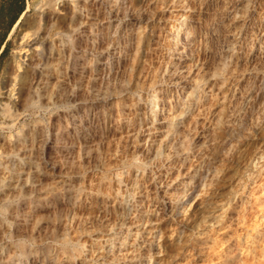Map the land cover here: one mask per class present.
I'll use <instances>...</instances> for the list:
<instances>
[{"label": "bare ground", "instance_id": "1", "mask_svg": "<svg viewBox=\"0 0 264 264\" xmlns=\"http://www.w3.org/2000/svg\"><path fill=\"white\" fill-rule=\"evenodd\" d=\"M142 1L144 0H140ZM215 1H213L214 4ZM195 2H198L199 8H204L209 0H166V5L186 10L194 7ZM28 6L32 7L29 17L27 16ZM28 6L23 8L15 20L16 22L26 16L29 18H26L27 21L19 32L18 48L16 47L14 55L3 63L0 72V264H264V228H260L257 241L256 238L254 239L256 242L251 249L254 256L252 255L251 258H247L240 251L242 248L240 249L230 231L232 221L237 216V201L232 202L227 211L220 245L215 239V234L208 232L209 230H203L199 232L202 233L200 236L195 237L192 244L184 243L175 253L170 254L171 258L163 262L164 249H160L161 247L158 249V243H156L160 237L159 222L162 220L164 222L167 217L180 215L186 209L184 203L187 199L192 198L189 205L193 204L195 207L198 204L197 198L201 187L207 184L206 177L210 172L211 161L205 158V154L212 143L200 144L196 148L194 135L197 133L191 131L198 127L197 124L201 127L207 104H210L211 100L219 102V106L216 104L217 112L213 117L211 116L218 120L213 132L217 127H223L226 130L230 128L229 118L235 109L231 107V103L236 94L232 97L233 94L228 92V87L225 85L234 79L239 86L247 85L252 80L257 81L255 92L251 96L249 93L250 97L246 101L249 106L260 101L258 99L263 97L264 93V54L261 61L258 60V65L257 60L255 61L257 66L253 65L249 68L250 56L236 53L239 48L236 49V45L231 42L234 39L230 41L232 44L228 42L231 30L228 31L229 37L227 34H222L223 32L222 35L218 33L224 43H218L220 39L217 37L216 44L212 40L214 36L211 39L207 37L208 29L214 28L215 25H209L210 21L209 24L205 23L208 17L203 21L204 24L199 22L204 26L201 32L198 26L188 20L192 17L190 12L173 13L176 16L174 19L183 16L179 22L169 20L171 13L166 12L169 15H162L157 26L150 30L151 41L149 40L147 49L141 50L142 63L132 87L129 88L131 90L129 93L125 87V63L127 62L125 60L135 37L134 25L137 26L136 23L142 18V15L135 14V5L132 0H33ZM196 12L200 14V10ZM221 13L218 12V14ZM125 14L127 17L121 21ZM143 15L145 18L146 15ZM221 20H223L222 17ZM113 25H115L114 30H112ZM241 25L243 23H239V26ZM166 27L172 33V40L168 38L172 45L168 43V48L178 52L179 57L173 60L169 54V59L162 60L159 57L161 60L158 58L157 61H160L155 62L156 60H152V53L159 50L161 36L165 29L161 30ZM226 27L228 26H225L227 31ZM217 30L220 32V29ZM236 31L242 35L239 44L246 46L244 45L248 43L246 35L250 36L246 27L241 26ZM234 35L233 38L236 37ZM257 38L260 40L259 37ZM196 49H200V57L195 59V62L197 59L198 62L193 65L192 61L187 62L186 59L190 58L189 56ZM224 52L227 53L226 59H223ZM155 53L154 55L158 54ZM216 55L218 61H215ZM102 58L106 59V69L103 68L105 59L103 62ZM251 59L250 57L249 60ZM251 62L254 64V59ZM219 65L222 66L219 76L208 78L211 69ZM189 83L196 85L197 89L193 91L192 88L193 90L187 91V95L192 93V99L183 108L180 120L174 123L171 129L169 128V134L164 135L163 142L162 138L158 139V144L163 145L162 154L157 158L156 155L154 157L156 160L151 157L150 149L154 148L158 138L157 136L155 138V135L159 133L156 132L153 136L148 135L150 142L145 144L147 147L145 146L146 148L140 151L141 154H138L137 164L131 163L132 160L130 161L129 157L126 168L128 172L134 165L139 166L140 170L135 186L131 189V203L129 202L126 208L124 206L126 215L121 221L119 220L118 224L113 214L115 215L117 206L122 207V203L115 199L112 186L118 185L123 179H121V171L115 169L116 172L112 173L110 168L112 160H109V163L108 159H111L109 157L114 154L112 143L118 145L120 138L123 137L125 142L132 140L133 145L132 143L129 145L136 147L139 145L136 141L147 139L145 135L150 132L145 133L147 129L144 130V136H140V131L136 129L139 134H134L133 139L129 137L133 121L138 117L136 112L131 110V106L143 98L146 102H141L149 109L152 130L163 132L160 130L164 127L163 122L174 115L173 110L183 97L181 91ZM244 88L243 91H245ZM144 90L150 92L144 96ZM134 93L137 99L132 101ZM240 95L235 98H245ZM212 108L214 110V107ZM146 112L147 110H143V115L139 114L140 119L144 120ZM239 113L244 115L242 111ZM22 116H27V119L21 121ZM106 120H109L108 136L105 141L107 146L104 144L106 147L104 155L107 159L102 162L103 172L95 176L92 170L103 154L99 145L101 144V124ZM155 122L157 124H154ZM125 132L128 133L127 136H123ZM213 132H208V136L215 138ZM117 133L119 135H116ZM236 134L238 136V133ZM199 139L197 142L200 141ZM122 143L124 144L122 141L120 146ZM122 149L125 148L122 146L120 150ZM172 156L174 159L175 157L181 159V166L174 174L176 177L174 184L166 175L169 165L174 163L169 164ZM118 157H120L119 154ZM151 164L154 168L156 166V169L152 168ZM57 165H60L58 168L60 171H62L61 168H67L68 173H71L69 171L80 172L81 182L77 183L73 179L66 181L67 177L56 179ZM97 172L98 170L95 173ZM259 187L253 190V193L259 192L257 197H254V207L264 204V186L262 189ZM259 189L261 190L258 191ZM199 207L201 208L202 205ZM93 211L98 218V225L96 221L93 222L96 220L92 218ZM203 211L205 210L201 208L195 216L185 217L184 221L182 220L183 227L198 226L199 215ZM44 217L50 218L51 228L48 227L49 225L42 224L41 219ZM97 228L109 234L106 238L109 240V246L106 249L102 247L103 250L100 252V249L96 251L98 241L95 234L91 232L92 229ZM18 237L19 239L16 240L15 238ZM38 241H42V245ZM52 242L56 243L55 247H51Z\"/></svg>", "mask_w": 264, "mask_h": 264}, {"label": "rangeland", "instance_id": "2", "mask_svg": "<svg viewBox=\"0 0 264 264\" xmlns=\"http://www.w3.org/2000/svg\"><path fill=\"white\" fill-rule=\"evenodd\" d=\"M33 0H22L23 2V8L25 9ZM133 3H134V12H136L135 14H140L142 15V18L140 20H138V22L136 23V25H134V35L135 37H133V48L131 46L130 48V53L129 55L127 56V59L125 61H127L125 63V87L126 89H128L127 92L130 93L131 90H129V88L132 87L133 83H134V78L135 76L138 74L139 72V69H140V66H141V63H142V60L140 58V53L142 48H145L147 49V47L149 46L150 44V37L152 36L151 34V29H154L155 26H157V24L159 23V21L161 20V16L166 14V15H169L170 13V16L168 17L169 20H171L172 22H179V20H181L180 18H182L183 16H180L178 17L177 19H174L176 16V14H178L179 12H184V13H188L190 12L192 14V17L191 19H188L190 20V22H193L194 25L198 26V30H200L202 32V30L204 29V26L203 25H200L201 24H204V20L205 18L208 19V20H205V23L209 24V21H210V24L211 26L214 25V28L213 27H210L208 30V39L213 38L212 39L214 41V43L216 41H218V38L220 39L218 41V43H221L224 41L222 40L221 36L222 34H227V37H229V43L233 45H236V53L238 52V54H245V56L247 57H251L252 59H254V64L251 62L250 57L248 58V67L251 68V66L254 67L258 65V60L262 59L263 56L262 54H264V45H263V40L264 38V0H217V2L220 3V5L218 6V4H216L217 2L215 0H209V3L204 7V8H199V4H197L198 2H195V6L194 7H190L188 9L185 10V8L183 9H178V7L176 6H167L166 5V0H144L142 2H140V0H132ZM211 1V2H210ZM215 1V4L214 2ZM150 2V3H149ZM213 5H212V4ZM209 4H211V8L209 6ZM140 5L142 7H140ZM152 6V7H150ZM219 8H218V7ZM222 6V8H221ZM29 7V10L27 11V16L29 17L30 16V13L32 12V7L31 6H28ZM150 7V8H149ZM173 8V9H172ZM197 8V9H195ZM208 8V9H207ZM214 8L212 11L211 9ZM218 8V9H217ZM148 9V10H147ZM175 9V10H174ZM192 9V10H190ZM195 9V10H194ZM215 9H217V11L215 12ZM220 9V11H219ZM180 10V11H179ZM200 10V14L198 15V13L196 11ZM203 10V11H202ZM156 11V13H155ZM194 11V12H192ZM159 12V13H158ZM169 14H167V13ZM178 12V13H177ZM197 14H196V13ZM207 12V13H206ZM210 12V14H209ZM218 12H222L221 14H218ZM147 14L146 17L144 18V15L143 14ZM155 14V15H154ZM157 15V16H156ZM201 15V16H200ZM210 15V16H209ZM217 15V16H216ZM219 15V16H218ZM25 17L23 19H20L16 22H14V24L8 29V27H6V25L8 24H5L3 22L0 21V51L2 49L3 52L0 54V72H1V69L3 67V63H5L7 61V59L11 58L14 53L16 52L17 50V43L19 41V32L21 30V27L23 26V24L27 21L26 18L28 17ZM154 16V17H153ZM173 16V17H172ZM194 16V18H193ZM196 16V17H195ZM127 17V14H125L121 19V21H123L125 18ZM204 17V18H203ZM208 17V18H207ZM212 17V18H211ZM218 17V18H216ZM221 17L223 18V20H221ZM247 17V19H246ZM152 18V19H151ZM196 18V19H195ZM220 18V19H219ZM226 18V19H225ZM228 18V19H227ZM250 20H249V19ZM29 19V18H28ZM194 19V20H193ZM203 19V20H201ZM219 21H218V20ZM244 22H243V20ZM214 20V22H213ZM227 20V21H226ZM5 21V20H4ZM144 21V23H143ZM149 21V22H148ZM151 21H153L151 23ZM198 21V22H197ZM218 21V22H216ZM242 21V22H241ZM247 21V22H246ZM155 22V23H154ZM157 22V23H156ZM200 22V23H199ZM246 22V23H245ZM114 23H116V21H114ZM142 23V24H141ZM197 23V24H196ZM218 23V24H216ZM222 23V24H221ZM227 23V24H226ZM239 23H243V25L241 26H245L246 29H247V33L250 34V38L248 37V34L246 35L247 37V41L248 43H244V46L239 44V41H241L242 39V35L241 34H238V32L236 30H238V28H240L241 26H239ZM152 24V25H151ZM238 24V25H236ZM248 24V25H247ZM263 24V25H262ZM148 25V26H147ZM223 25V27H222ZM228 26L226 28H228V30L226 31L225 29V26ZM222 27V30H221V27ZM236 26V27H234ZM239 26V27H238ZM249 26V27H248ZM238 27V28H237ZM263 27V28H262ZM167 28V27H166ZM166 28H163L161 31H164V34L161 36V45L159 47V50L157 51H154L152 53V60L155 61V62H158L160 61L161 59L164 60H167L169 59L168 57L171 56L172 59L176 58V57H179L178 55V52H173V49L172 48H168V46L171 44L169 41L172 40V33L168 30H166ZM213 28V29H212ZM224 28V30H223ZM230 28V29H229ZM237 28V29H236ZM251 28V30L249 29ZM115 29V25H113V28L112 30ZM217 29H220V32L219 30ZM235 31H234V30ZM149 30V31H148ZM231 30V31H230ZM249 30V31H248ZM144 31V32H143ZM148 31V32H147ZM167 31V32H166ZM217 31V32H216ZM228 31L232 32L228 33ZM139 32V33H137ZM223 32V33H222ZM225 32V33H224ZM227 32V33H226ZM235 32L237 34H235ZM262 32V33H261ZM137 33V34H136ZM143 33V34H142ZM150 33V35H149ZM170 33V34H169ZM218 33H222L221 35L218 34ZM213 34V35H212ZM217 34V35H216ZM235 34V35H234ZM229 35V36H228ZM233 35L236 36L233 38ZM238 35V36H237ZM145 36V37H144ZM144 37V39H143ZM164 37V38H163ZM183 37V36H182ZM218 37V38H217ZM238 37V38H237ZM260 38V40H258V38ZM170 40H169V39ZM216 38V39H215ZM231 39H234L231 41ZM253 39V40H252ZM263 39V40H262ZM3 40V42L1 43V41ZM144 40V41H143ZM150 40V41H149ZM169 40V41H168ZM167 41V42H166ZM232 43H231V42ZM164 42V43H162ZM250 42V44H249ZM169 43V45H168ZM221 43V44H223ZM235 43V44H234ZM251 43H255V44H251ZM165 47H163L162 46ZM217 44V42H216ZM172 45V44H171ZM239 45V46H238ZM250 45V46H248ZM263 47H262V46ZM256 46V47H255ZM258 46V47H257ZM17 47V48H16ZM207 47V46H206ZM249 47V49H248ZM163 48V49H161ZM245 51H244V49ZM252 48V49H251ZM172 49V50H171ZM241 49V50H240ZM254 49V50H253ZM258 49V50H257ZM165 52H164V51ZM168 50V51H167ZM198 50V51H197ZM226 50V49H225ZM248 50V51H246ZM250 50V52H249ZM263 50V51H262ZM159 51V52H158ZM252 51V52H251ZM132 52V53H131ZM158 54H156V53ZM170 52V53H169ZM199 52H200V49H196V51L194 53L196 54H192L190 55L189 57L190 58H187L186 61L187 62H191L194 64H196L198 62V59L196 60L195 62V59L200 57L199 56ZM240 52V53H239ZM247 52V54H246ZM257 54H256V53ZM260 52V53H259ZM154 53L156 55H154ZM162 53V54H161ZM174 53V54H173ZM253 53V54H252ZM259 53V54H258ZM170 54V55H169ZM178 54V55H177ZM159 55V56H158ZM169 55V56H168ZM174 55V56H173ZM176 55V56H175ZM196 55V56H194ZM227 53L224 52V56L225 58L223 59H226V56ZM253 57H252V56ZM261 55V56H260ZM10 56V57H9ZM154 56V58H153ZM258 56V57H257ZM161 59H160V58ZM163 57V58H162ZM129 58V59H128ZM160 59L157 61V59ZM258 58V59H256ZM103 62H104V59L105 58H102ZM173 59V60H174ZM215 59V57H214ZM172 60V61H173ZM257 60V61H256ZM194 61V62H193ZM215 61H218V58H217V55H216V59ZM257 62V65L255 64ZM261 61V60H260ZM252 64H251V63ZM105 64H103V68L106 69L107 66H106V59H105ZM127 64V65H126ZM137 65V66H136ZM165 65V63H164ZM220 67V68H218ZM221 70H222V66L219 65L215 68H212L210 73H209V77L208 78H213V77H216V76H219V74L221 73ZM214 72V73H213ZM231 82V83H230ZM228 82L230 84L228 85H225L226 87H228V92L229 93H232V97L235 95L236 96H239V94H241L240 96H245V98H241L240 97L238 99H236L234 97L233 99V102L231 103V101H229L231 103V107H234L235 109L232 111L233 114H231L229 117V127L231 128H223V127H217L215 129V132H213L214 130V126H215V123L218 122L217 119H213V115L215 112V109L217 110V105L219 104V102H217L218 100H211L210 101V104L208 103L207 104V110L206 112L204 113V121L203 123H201V127H199V124L198 127L196 126L195 129H193V133H197L194 135V141L196 139V141L194 142V144H196V148L200 145V144H204V145H207L209 143H212L211 144V147H209V149L206 151V154H205V158L209 160L210 162V172L208 174V176L206 177V183L203 187H201L200 189V194H199V197L197 198V205L194 207L193 204H191V206L189 205L192 198L190 199H187L186 202L184 203L185 204V207L186 209H184L181 214L179 215H176L175 217H167L165 218L166 220H162V222L160 221L159 222V227H160V237L158 238V240L156 241V243H158V249H162V257H163V262H166L167 261V258H171L170 257V254H173L175 253L179 247H181L184 243H187V244H192L194 242V239L195 237L197 236H200L202 233H199L200 231H203V230H209L208 232H212V234L216 235L215 236V239L216 241H218V243L222 240L221 238V235L223 234L224 232V228H223V225L224 223H226V220H227V211L229 210L230 208V205L233 204L232 202H235L237 201L238 203V206L236 207V213H237V216L236 218L232 221L233 224H232V227L230 228V231L232 232L233 234V237H235V239L237 240V243H238V246L240 247V251H242V253L247 257V258H251V256L254 254L251 253V249L253 247V245H255V242L257 241V236L259 234V231L264 228L261 227L262 225H264V204H262L261 206H255L253 205V200H254V197L256 198L258 193L259 192H256V193H253L256 189L257 186H260L259 188L262 189V186H264V112H262V110L264 109V93H263V97L259 98L258 102H256V104H253V105H248L247 104V98L250 97L251 95H253L252 93H254L256 90V82H253L250 81L247 85L244 84L243 86H239V84L236 82V80L234 79L233 81H230ZM235 83V84H234ZM237 84V85H236ZM254 84V85H253ZM232 85V86H231ZM245 85H246V90H245ZM189 86V87H188ZM169 87H172V85H169ZM253 89H252V88ZM188 90H187V89ZM194 90H193V89ZM243 88L244 90L246 91H243ZM249 90H248V89ZM184 90L181 91V97L180 98V103L176 106V109L173 110V113L174 114L171 118H168L166 121L163 122L162 126L164 127H161L160 130H163L162 131H154V129L152 130L153 128V124L151 123V118H150V112H149V109L146 108L144 106L143 103L146 102V100L143 99H139L136 103H133L132 106H131V110H134V112H136L137 114V118L136 120L133 121V125L132 127L133 128H130V131H129V137L131 139H133V135L137 133L136 129L138 131H140V136H144L145 133H149L145 135V137H147V139L145 141H142V139L136 141V144L138 146H132L133 143H132V140H126L125 142V138L121 137L120 138V143L123 141L124 144L122 143L121 145L123 146V148L125 149H122L120 150V147L122 148V146H120V143H118V145L116 143H112V151L114 154H112L109 158L111 159H108L109 160H112L110 165V168L112 170V173L116 172L117 171H121V179H123L121 181V183H119L118 185L115 184L112 186V192L114 194V197L116 200L120 201L122 203V207L120 206H117V211H115V215L113 214V216H116L115 217V220L117 221V223L119 224L121 219L126 215L125 211L123 209H125L127 207V204L130 202L131 203V199H132V194H131V189L135 186V181L137 179V174L140 170V167L139 166H136L134 165L133 168H131L132 170H130V172H128V169H126L128 167V159L130 157V161L132 160L131 163H135L137 164V162L139 161V157H138V154H141L140 151H143L147 146V144L150 142V138L148 135H154L156 132H159L155 135V138H157V142L155 143V146L154 148L151 147V157L152 159H155L162 154V150L163 149V145L161 144L163 142V140L165 139V136L164 135H167L169 134V131H170V127L178 122L182 116V111H183V108L186 107V105L188 104V102L190 103L191 101V94L187 95V91L190 90H193L195 91L197 89V86L194 85L193 83H189V85H187L185 88H183ZM186 89V90H185ZM232 89V90H231ZM241 89V90H240ZM231 90V91H229ZM252 90V91H251ZM192 91V92H193ZM239 93H238V92ZM243 91V92H241ZM150 91H146L145 90L143 91V94L144 96L147 95ZM235 92V93H234ZM147 93V94H146ZM183 93V94H182ZM238 93V94H237ZM249 93H250V96H249ZM180 94V93H179ZM246 94V95H245ZM134 98L132 99V101L135 99H137V95L134 93V95H132ZM180 96V95H179ZM130 97V96H129ZM112 98V97H111ZM147 99V98H146ZM231 99V98H230ZM109 99H107L108 101ZM234 100H238L237 103L236 101L234 102ZM143 103H142V102ZM240 101V102H239ZM185 102V103H184ZM142 103V104H141ZM214 103V104H212ZM245 103V105H244ZM138 104V105H137ZM141 104V105H140ZM217 104V105H216ZM263 104V105H262ZM135 107H134V106ZM144 107H143V106ZM215 105V106H214ZM227 105V103H226ZM244 105V106H243ZM256 105V106H255ZM262 105V106H261ZM138 106H140L138 108ZM219 106V105H218ZM237 106V107H236ZM243 106V107H242ZM143 107V108H142ZM182 107V108H181ZM214 107V110L213 108ZM247 107L249 108L247 110ZM260 107V108H259ZM133 108V109H132ZM137 108V109H136ZM251 108V109H250ZM258 109L260 111H258ZM143 110H147V112L145 113L144 115V120L141 118L140 119V115L142 116V111ZM176 110V111H175ZM244 114L242 115L241 112ZM249 112H247V111ZM257 110V111H256ZM140 111V112H139ZM256 111V112H254ZM254 112V113H253ZM260 114H259V113ZM210 113V114H209ZM212 113V114H211ZM135 114V113H134ZM140 114V115H139ZM209 115V117H208ZM254 115V117L252 118V116ZM212 116V117H211ZM233 116V117H232ZM246 116H248L247 118H245ZM260 118H259V117ZM177 117V118H175ZM239 119H238V118ZM244 117V118H243ZM257 117V118H255ZM139 118V119H138ZM146 118V119H145ZM233 118V119H232ZM243 118V119H242ZM24 119H27V116H22L21 117V121L24 120ZM150 121H149V120ZM242 119V120H241ZM248 119V120H247ZM255 119V120H254ZM207 120V121H206ZM241 120V121H240ZM246 122H244V121ZM109 120H106L105 122H103V124H101V139H100V143L99 145H101V151H102V155L101 157H99V159L96 161V166L93 168V172H94V175L96 176V174H101L103 172V169H102V162L105 161V152H106V147L105 145L107 146L106 144V139H107V136H108V127H109V123H108ZM143 124H142V122ZM146 121V122H144ZM149 123H148V122ZM243 121V122H242ZM107 122V123H106ZM241 122V123H240ZM257 122V123H256ZM138 125H137V124ZM165 123V124H164ZM206 123V124H205ZM210 123V125H209ZM244 123V124H243ZM108 124V125H107ZM127 124V123H125ZM136 124V125H135ZM154 124H157V122H155ZM205 124V125H204ZM243 124V125H241ZM240 125V126H239ZM253 125V126H252ZM103 126V127H102ZM150 126V127H149ZM166 126V127H165ZM238 127V128H234V127ZM136 127V128H135ZM147 127V128H146ZM206 127V128H205ZM243 127V128H242ZM103 128V129H102ZM150 130H149V129ZM163 128V129H162ZM170 128V129H169ZM233 128V129H232ZM242 128V130H241ZM132 129V130H131ZM134 129V130H133ZM141 129V130H140ZM147 129V130H145ZM240 129V130H239ZM104 130V131H103ZM146 132H145V131ZM195 130H198L197 132ZM217 130V131H216ZM219 130V131H218ZM229 130V131H228ZM238 130V132H237ZM125 131V127L123 128V132ZM135 131V132H134ZM224 131V132H223ZM145 132V133H144ZM153 132V133H151ZM201 134H200V133ZM208 132H213L214 137H209V133ZM217 132V133H216ZM227 132V133H226ZM137 133V134H139ZM151 133V134H150ZM160 133H161V136H160ZM221 133V134H220ZM223 133V134H222ZM226 133V134H224ZM235 135H234V134ZM238 133V136L237 134ZM105 135V137H103ZM126 134V135H124ZM127 132L123 133V136H127ZM132 134V136H131ZM199 134V135H198ZM218 134V135H217ZM116 135H119L118 133ZM134 135V136H135ZM159 135V136H158ZM202 135V136H201ZM212 135V136H213ZM217 135V137H216ZM221 138H219L220 136ZM157 136V137H156ZM164 136V137H163ZM198 136V137H197ZM219 136V137H218ZM103 137V138H102ZM200 137V139H199ZM202 137V139H201ZM224 137V138H223ZM235 137V138H233ZM123 138V139H122ZM161 139L162 138V142L160 143L161 146L158 144V139ZM226 138V140H225ZM228 138V139H227ZM258 138V139H257ZM200 140L197 142V140ZM207 139V140H206ZM210 139V142H208V140ZM222 139V141H221ZM262 139V140H261ZM148 140V141H147ZM203 140V141H202ZM205 140V141H204ZM225 140V141H224ZM232 140V141H231ZM128 141V142H127ZM131 141V142H130ZM203 143H202V142ZM104 142V143H103ZM130 142V143H129ZM143 142V143H141ZM128 144V148L127 147V144ZM132 145H129L131 144ZM214 143V144H213ZM105 144V145H104ZM114 144H115V147H114ZM144 144V146L142 145ZM146 144V145H145ZM224 144V145H223ZM228 144V145H227ZM104 145V146H103ZM226 145V146H225ZM143 146V148L141 147ZM146 146V147H145ZM160 147V149H159ZM222 147V148H221ZM225 147V148H224ZM139 148V149H138ZM136 149V150H135ZM8 150V149H7ZM10 150V149H9ZM128 150H130L128 152ZM135 150V151H134ZM153 150V151H152ZM139 151V152H137ZM222 151V152H221ZM123 152V154L121 153ZM211 152V153H210ZM118 154L120 157H118ZM122 154V155H121ZM127 154V155H126ZM129 154V155H128ZM133 154V155H132ZM155 154V155H154ZM157 155V156H156ZM220 155V156H219ZM140 156V155H139ZM156 156V158H154ZM135 157V158H134ZM114 158V159H113ZM127 158V159H126ZM118 159V160H117ZM215 159H218V160H215ZM171 160L169 162V164L171 162H174L176 161V163L174 165V167H171L173 166L172 164H170L169 166V169H167V172H166V175H167V178L170 177V182L172 184H174V180H176V177H174L177 172V170L180 168V160L181 159H178L175 157L174 159V156H172V159H169ZM178 161V162H177ZM215 161V162H214ZM113 163V164H112ZM123 163V165H122ZM126 163V164H125ZM153 163V162H152ZM178 163V164H177ZM117 165V166H115ZM179 165V166H177ZM115 166V167H114ZM120 166V167H119ZM126 166V167H125ZM212 166V167H211ZM259 166V167H258ZM151 167L154 168V165L151 164ZM60 165H57V167L55 168V178L56 179H60L61 177L62 178H66V181H68L69 179L73 181H77L78 182H81L80 179H81V173L80 172H72V171H69L71 173H68L67 172V168H61L62 171H60ZM69 169V168H68ZM95 169V171H94ZM116 169V170H115ZM134 169V170H133ZM136 169V170H135ZM156 169V166L155 168ZM174 169H175V172H174ZM177 169V170H176ZM215 170V172H213V170ZM263 169V170H262ZM59 170V171H58ZM70 170V169H69ZM98 170L97 173H95L96 171ZM115 170V171H114ZM170 170V172H169ZM173 170V172L171 171ZM124 171V173H123ZM154 171V170H153ZM262 171V172H261ZM92 172V173H93ZM213 172V173H212ZM261 172V173H260ZM76 173V174H75ZM78 173V174H77ZM124 174V175H123ZM127 174V175H126ZM214 174V176H213ZM254 174V175H253ZM73 175V176H72ZM130 175V176H129ZM170 175V176H168ZM253 175V176H252ZM259 175V176H258ZM71 176V177H69ZM76 176V177H75ZM153 176V174H152ZM173 176V177H172ZM260 176H262L260 178ZM73 177V178H72ZM126 177V178H125ZM134 177V180H132ZM172 177V178H171ZM255 177H259L258 179L255 178ZM79 178V179H78ZM125 178V179H124ZM128 178V179H127ZM130 178V179H129ZM175 178V179H174ZM210 181H208V180ZM258 180V181H257ZM126 182V183H125ZM129 182V183H128ZM123 183V184H122ZM255 183V184H254ZM122 186V187H121ZM130 186V187H129ZM252 186V187H251ZM123 188V190H122ZM128 188V189H127ZM161 188V186H160ZM219 188H222L221 190H219ZM252 188V189H251ZM251 189V190H250ZM261 189H259L258 191H260ZM120 190V191H119ZM122 191V192H121ZM121 192V193H119ZM126 193V196H124ZM121 196H120V195ZM253 198H252V196ZM120 196V198H119ZM201 196V197H200ZM212 196H215L216 198L212 197ZM220 196V197H219ZM120 200H119V199ZM129 199V200H128ZM204 199V200H203ZM235 199V200H234ZM122 200V201H121ZM200 202V203H199ZM252 202V203H251ZM129 203V204H130ZM216 203V204H215ZM128 204V205H129ZM218 204V205H217ZM201 208H203L205 211L201 212L200 215H199V225L201 226H194L193 228L192 227H183V222L182 220L184 221L185 217H189L191 218L192 216H195L196 214H198L201 210V208L199 206H201ZM125 206V208H124ZM194 208H193V207ZM209 207V208H208ZM122 210V211H119V210ZM196 209V210H195ZM208 210V211H207ZM214 210V211H213ZM96 211V209H95ZM127 211V210H126ZM226 212V213H225ZM94 213V211H93ZM183 213V214H182ZM189 213V214H188ZM96 213L92 214L94 219L93 222L98 221V218H96L95 216ZM122 214V215H121ZM192 214V215H191ZM226 214V215H225ZM119 215V216H118ZM225 215V217H224ZM118 218V219H117ZM221 219V220H220ZM120 220V221H119ZM181 220V222H180ZM204 220V221H203ZM41 222L43 225H46L48 227L51 228V220L50 218H42L41 219ZM48 223V224H47ZM164 223V225H162ZM222 223V224H221ZM161 224V225H160ZM218 224V225H217ZM98 225V223H97ZM208 225V226H207ZM217 225V226H215ZM183 228H182V227ZM210 226V227H209ZM47 229H50L48 228ZM98 227V226H97ZM222 227V228H221ZM108 228V227H106ZM180 228V229H179ZM203 228V229H202ZM219 228V229H217ZM221 228V229H220ZM236 228V229H235ZM259 228V229H258ZM261 228V229H260ZM176 229V230H175ZM187 229V230H185ZM183 230V231H182ZM215 230V232H214ZM236 230V231H235ZM181 231V232H180ZM190 231V232H189ZM93 234H95L94 236H96V241L100 242V243H96V251L98 252V249L99 252L103 250V248H108L109 246V240H107L106 238L108 237V232L107 231H104L103 232V229L102 231L99 230L98 228L97 229H92L91 231ZM100 232V233H99ZM102 232V233H101ZM107 232V233H106ZM184 232V233H183ZM197 232V233H196ZM214 232V233H213ZM99 233V234H98ZM218 233V235H217ZM221 233V234H220ZM103 234V235H102ZM105 234V235H104ZM108 234V235H107ZM188 234V235H187ZM255 235V236H254ZM192 236V237H191ZM256 238V241L254 240ZM16 240L19 239L18 238H15ZM99 239V240H98ZM105 239V240H104ZM104 241V242H103ZM171 241V242H169ZM192 241V242H191ZM42 241H38V243L41 244ZM56 243L52 242L51 243V247H55ZM42 245V244H41ZM98 245V246H97ZM220 245V243L218 244ZM103 247V248H102ZM251 247V248H250ZM166 248V249H165ZM247 248V250H246ZM166 250V251H165ZM168 252V253H167ZM248 252V253H247ZM165 260V261H164Z\"/></svg>", "mask_w": 264, "mask_h": 264}, {"label": "trees", "instance_id": "3", "mask_svg": "<svg viewBox=\"0 0 264 264\" xmlns=\"http://www.w3.org/2000/svg\"><path fill=\"white\" fill-rule=\"evenodd\" d=\"M11 0H0V21L8 27V29L13 25L17 17L19 16V13L23 10V2L22 0H12L14 1V4L11 5V10L9 13L5 12V7L7 6L8 2ZM5 20V21H4ZM3 40L1 41V43ZM4 49L0 51V54L3 52Z\"/></svg>", "mask_w": 264, "mask_h": 264}, {"label": "flooded vegetation", "instance_id": "4", "mask_svg": "<svg viewBox=\"0 0 264 264\" xmlns=\"http://www.w3.org/2000/svg\"><path fill=\"white\" fill-rule=\"evenodd\" d=\"M12 3L14 4V1H12V0L8 2L7 6L5 7V12L6 13L10 12Z\"/></svg>", "mask_w": 264, "mask_h": 264}]
</instances>
